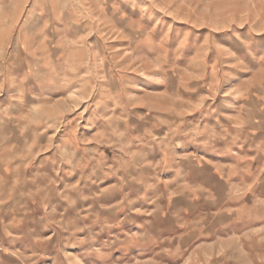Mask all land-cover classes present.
I'll use <instances>...</instances> for the list:
<instances>
[{
	"label": "rangeland",
	"instance_id": "rangeland-1",
	"mask_svg": "<svg viewBox=\"0 0 264 264\" xmlns=\"http://www.w3.org/2000/svg\"><path fill=\"white\" fill-rule=\"evenodd\" d=\"M7 43L0 264H264V0H0Z\"/></svg>",
	"mask_w": 264,
	"mask_h": 264
},
{
	"label": "crops",
	"instance_id": "crops-1",
	"mask_svg": "<svg viewBox=\"0 0 264 264\" xmlns=\"http://www.w3.org/2000/svg\"><path fill=\"white\" fill-rule=\"evenodd\" d=\"M8 43L4 44V46L0 45V49L4 52L8 49ZM24 52V49L21 50ZM28 53V51H26ZM18 83H21L23 80V76L18 75ZM5 79L0 78V146H5L7 143L13 146H20L24 143V125L21 122H15L13 119L7 120L6 111H2L1 107L5 105L2 97L7 95V88L4 84ZM25 87H23L24 89Z\"/></svg>",
	"mask_w": 264,
	"mask_h": 264
}]
</instances>
